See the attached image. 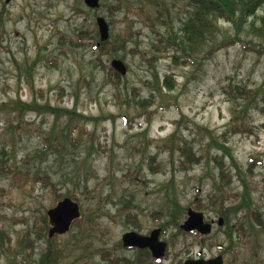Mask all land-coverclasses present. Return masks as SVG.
Listing matches in <instances>:
<instances>
[{"label":"rangeland","instance_id":"obj_1","mask_svg":"<svg viewBox=\"0 0 264 264\" xmlns=\"http://www.w3.org/2000/svg\"><path fill=\"white\" fill-rule=\"evenodd\" d=\"M123 1L121 10L110 14L116 0H100L103 7L97 10L83 0H11L7 6L0 0V264H109L106 252L111 259L122 254L119 242L128 228L124 216H136L142 229L150 230L171 219L167 211L173 215L176 207L170 198L182 209L175 210L177 218L168 227L169 257L164 264H177L199 252L205 258L222 254L224 264H264V230L252 217L256 210L264 218V117L249 110L245 117L251 135H233L227 143L221 137L232 120L225 89L236 84L255 89L264 80L263 42L245 33L236 41L233 25L219 20L215 34L218 41L230 40L227 46L203 65L201 55L195 63L182 65L174 62L175 50L162 37L178 32L193 13L187 0ZM148 12L161 13L165 23L151 26L144 19ZM263 13L264 4L257 15ZM97 16L111 22V43L123 47L112 55H99L89 45L70 48L66 41L76 39L80 31L94 35ZM112 59L127 66L118 88L107 76ZM155 74L159 79L174 75L175 89L158 94ZM17 99L47 102L86 118L71 119L68 136V117L63 115L55 134L63 138L66 150L46 158L39 152L47 145L54 116L20 115ZM144 101L149 102L146 108L139 106ZM174 134L176 141L185 139L202 155L199 164L185 170L180 166L179 154L169 150ZM218 143L226 145L239 169ZM218 155L232 174L223 207L207 201L220 178L213 159ZM76 167L81 168L80 179ZM45 174L54 191L79 198L83 214L78 226L58 238L47 258V243L35 233V221L54 206L52 186L36 181ZM242 181L250 201L246 196L247 205L228 214L229 207L243 200ZM197 200L206 218L224 220L204 238L178 227L186 210L198 207ZM240 225L245 234L234 231L229 241L227 232Z\"/></svg>","mask_w":264,"mask_h":264},{"label":"trees","instance_id":"obj_2","mask_svg":"<svg viewBox=\"0 0 264 264\" xmlns=\"http://www.w3.org/2000/svg\"><path fill=\"white\" fill-rule=\"evenodd\" d=\"M123 0H116V4L114 6L109 7V13L114 14L121 10L123 6ZM189 6L193 7V13L187 17L185 21L181 22V26L178 32H172L167 37H162V40L165 41L166 46L168 48H172L175 50L173 55L174 62H179L182 65L195 63V58L201 55L202 62L200 65H203V61H207L221 48L226 47V42L230 41L228 39H222L221 41L217 40L216 30H217V22L219 20L229 23L233 25L236 30V38L234 40L241 41L239 35L245 33L246 35L251 34L254 38L261 40L263 43L260 44L261 48L264 49V13L262 15H257V11L264 4V0H187ZM154 5H158L157 2H154ZM103 7V4L101 5ZM3 15V14H2ZM0 16V27L3 26L4 21L3 16ZM142 15V13L140 14ZM147 23L151 26L154 23H165L163 19V15L161 13L149 14L146 13L144 17ZM109 26L111 22H108ZM1 32V31H0ZM1 34V33H0ZM98 33L95 27L94 35L90 36L86 30L80 31L77 38H69L66 42L68 46L72 49H77L81 47H86L87 45L93 47L95 51L99 52V55H112L116 53L119 48L123 47V44L119 46L111 43V39L107 40L104 43H101L99 47H96V43L98 40ZM60 40L63 42L64 37L62 36ZM119 47V48H118ZM186 59L184 61L180 60L178 57V53ZM182 58V57H181ZM55 63V62H54ZM107 76L109 82L116 88L119 87L121 76L112 69L111 66L107 67ZM155 83L154 90L158 94H163L164 91H173L175 89V78L172 74H166L162 79H159L155 74ZM228 98V101L231 103L232 108V120L229 123L227 129L221 133V137L223 138V142L227 143L229 137L237 134H252L251 125L248 124L246 120V115H248L249 110H253L254 112L259 113L262 117H264V80L262 83L255 89L243 86V85H230L225 89L224 92ZM154 96L151 95V98ZM14 104L19 107V114L25 113H38V114H52L54 116V122L50 128L47 145L44 147L45 149L41 150L40 154H45L46 158H57L61 152L66 150V145L62 141L63 138L59 137L55 134V129L57 126V122L59 119L66 115L68 120L66 122L65 130L70 133V122L74 117H79L81 119H85L86 117L82 115L76 114L75 110L66 109L63 107L52 106L49 103H44L43 105H39L36 101H32L31 103H25L21 100L17 99ZM129 104V102H127ZM149 104L148 101L140 102L139 106L145 107ZM92 120L97 121L98 118H92ZM63 121V125H64ZM70 138V137H69ZM211 141H214V138H211ZM74 143L75 140L72 139ZM171 147L169 148L171 153L177 152L180 157V166L185 170L188 167H192L193 165H197L201 162L202 155H198L194 149V146L186 141L185 139H181L179 141L175 140V134L172 136ZM218 143L219 148L226 151L229 158V163L239 169L236 161L230 151H228L225 144ZM216 162V168L219 170V180L216 179L214 183V193L209 194L208 203L211 206L220 205L223 207V202L227 194L226 185L230 184V179L232 178V174L228 165L224 163L222 159V155H218L213 158ZM57 160V159H55ZM255 161L252 160V164ZM252 164H249V172L252 170ZM75 169V168H74ZM81 168L76 167L74 172H76V178L80 179L82 177L80 170ZM86 176V175H85ZM40 180L43 183L44 187L52 186L54 191V185L51 183V177L45 174L42 178H37L36 181ZM244 185V197L241 203H238L234 207H229L227 209V213L237 214V212L242 208L246 203V196L249 199V193L247 191V183L242 181ZM54 205L57 204L60 200L68 197L72 200L78 202L80 204V200L73 193H59L56 190L54 191ZM250 201V199H249ZM169 203L173 204L171 220L174 222L177 218L176 211L181 212L182 209L178 203L176 198H170ZM197 210H202L199 201H194ZM249 203V202H248ZM176 210V211H175ZM169 211V210H168ZM171 214V212L169 211ZM253 222L258 225L262 230H264V218L263 215L259 211L252 212ZM81 222L80 220H76L73 223V226H78ZM50 225L48 222V218L46 216V212L41 214L39 220L35 221V233L38 239H43L47 243V247L44 249V256L47 258L50 257L51 251L54 249V244L57 242L59 236H54L52 239L47 238V231ZM235 231L236 235H244L243 227L240 225L238 228L233 230L232 228L227 232V237L229 241L233 240V233ZM4 233L0 231V258L3 251V243Z\"/></svg>","mask_w":264,"mask_h":264},{"label":"water","instance_id":"obj_3","mask_svg":"<svg viewBox=\"0 0 264 264\" xmlns=\"http://www.w3.org/2000/svg\"><path fill=\"white\" fill-rule=\"evenodd\" d=\"M85 4L92 8L97 9L99 7V0H84ZM96 23L99 30L100 41L104 42L109 37V27L107 22L103 17H98L96 19ZM111 66L114 68L116 72L120 75L124 76L127 72V68L125 64L119 60L114 59L111 62ZM47 216L49 218V222L51 228L48 231V237L52 238L54 235H63L71 227L73 221L80 218V208L76 202L65 198L62 201L58 202L57 205L47 211ZM222 223V219H219V224ZM181 229L184 231H193L197 230L199 233L203 235H207L210 233V225L204 223V218L202 213L194 212L192 210L188 211V219L181 225ZM124 244L125 245H136L143 247L141 241L143 238L133 233H129L124 235ZM153 255L156 258H160L164 254L165 244L158 242L156 239L155 244L150 246ZM185 264H222V258L219 256L215 259L204 261H186Z\"/></svg>","mask_w":264,"mask_h":264},{"label":"flooded vegetation","instance_id":"obj_4","mask_svg":"<svg viewBox=\"0 0 264 264\" xmlns=\"http://www.w3.org/2000/svg\"><path fill=\"white\" fill-rule=\"evenodd\" d=\"M4 4L7 6L8 0H4ZM187 210H186V216L188 215ZM167 215L171 216L170 213H168V211H167ZM134 217L135 218H133V215L130 213L124 216L125 222L123 223L128 228L124 229L121 235V238H120V242H119V249L122 252V254L117 258L111 259V257H109L111 254L108 251L103 256L106 262L108 261L109 264H164V262L169 257V243L167 242L166 237H167L168 227L171 226L170 224H172V220L170 218H168V220L166 221L162 220L160 225L150 228V230L144 231L141 225L142 222L139 219H136V216ZM205 222L211 224L212 232H213V228L215 225L221 226L219 225L218 220L215 221L213 219H208L206 217H205ZM180 226L181 225H179L178 227L180 228ZM129 233H133V234L141 236L143 238V240L141 241V243L143 244V247L136 246V245H125L123 238H124V235L129 234ZM183 233H186V232H183ZM187 234L195 235V236L202 237V238L207 237V236H203L199 234L197 231L187 232ZM156 239L159 240V242L165 244V253H164V256L161 257L160 259H157L153 255V251L150 247L153 244H155ZM217 248L221 249L222 245H217ZM201 254L202 253L199 252L196 257L187 258L183 261H179L177 264H184L185 261L187 260H211V259L216 258L217 256H222L223 258L222 254H218L210 258L202 257ZM223 264H224V258H223Z\"/></svg>","mask_w":264,"mask_h":264}]
</instances>
